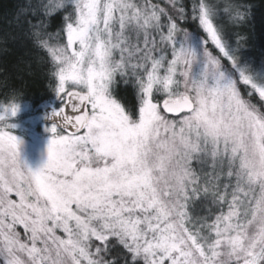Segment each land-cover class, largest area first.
I'll use <instances>...</instances> for the list:
<instances>
[{"label": "snow or ice", "instance_id": "6c2138e0", "mask_svg": "<svg viewBox=\"0 0 264 264\" xmlns=\"http://www.w3.org/2000/svg\"><path fill=\"white\" fill-rule=\"evenodd\" d=\"M255 20L251 0H20L6 23L47 95L30 59L18 84L0 63V264H264Z\"/></svg>", "mask_w": 264, "mask_h": 264}, {"label": "trees", "instance_id": "16d2710c", "mask_svg": "<svg viewBox=\"0 0 264 264\" xmlns=\"http://www.w3.org/2000/svg\"><path fill=\"white\" fill-rule=\"evenodd\" d=\"M20 0H0V36H8V53L0 58L7 69V74L17 84L19 80L16 79L18 72L16 69L17 62L21 59H30L33 62V73L31 76H25V91L29 100L35 105L40 101L42 96L47 95L46 80L40 66L36 64V53L31 49L30 42L22 41L20 39H13L14 29L7 25L6 20L10 19L16 10L17 3ZM256 5V20H255V34L259 35L261 30V23L264 21V3L262 0H251ZM260 51L259 41L255 52L258 55Z\"/></svg>", "mask_w": 264, "mask_h": 264}, {"label": "rangeland", "instance_id": "374dc122", "mask_svg": "<svg viewBox=\"0 0 264 264\" xmlns=\"http://www.w3.org/2000/svg\"><path fill=\"white\" fill-rule=\"evenodd\" d=\"M26 118V117H25Z\"/></svg>", "mask_w": 264, "mask_h": 264}]
</instances>
